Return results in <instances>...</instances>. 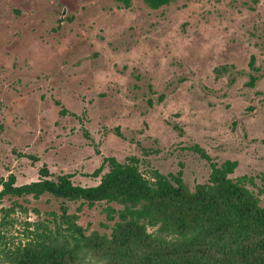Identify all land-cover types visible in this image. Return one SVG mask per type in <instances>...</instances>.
<instances>
[{
	"label": "rangeland",
	"instance_id": "1",
	"mask_svg": "<svg viewBox=\"0 0 264 264\" xmlns=\"http://www.w3.org/2000/svg\"><path fill=\"white\" fill-rule=\"evenodd\" d=\"M64 4H68L66 13ZM65 13V14H63ZM65 19L61 22V18ZM0 180L21 186L74 175L99 184L105 158L135 157L150 177L184 171L192 190L215 162L237 160L264 205V0H0ZM105 165L98 177L94 173ZM1 189V187H0ZM78 213L45 194L5 197L25 222ZM82 205L79 224L110 235L108 207ZM1 214V213H0Z\"/></svg>",
	"mask_w": 264,
	"mask_h": 264
},
{
	"label": "trees",
	"instance_id": "2",
	"mask_svg": "<svg viewBox=\"0 0 264 264\" xmlns=\"http://www.w3.org/2000/svg\"><path fill=\"white\" fill-rule=\"evenodd\" d=\"M127 7L130 0H120ZM159 9L177 0H144ZM1 150V145H0ZM210 162L208 182L192 190L184 171L163 174L154 169L150 177L133 157L120 162L105 158L94 176L99 184L80 186L74 175L54 176L47 166L40 178L16 185L10 175L0 180V264H264V205L249 189L246 177L232 175L237 160L215 162L199 146L193 148ZM50 194L64 201L81 202L70 213L65 202L51 220L25 222L23 237L16 239L15 204L4 208L7 196L39 199ZM117 203L109 206V220H118L110 235L90 234L79 224L83 204Z\"/></svg>",
	"mask_w": 264,
	"mask_h": 264
},
{
	"label": "flooded vegetation",
	"instance_id": "3",
	"mask_svg": "<svg viewBox=\"0 0 264 264\" xmlns=\"http://www.w3.org/2000/svg\"><path fill=\"white\" fill-rule=\"evenodd\" d=\"M67 8H68V4H64V12L66 13V10H67ZM64 18H63V16H62V18H61V22H64Z\"/></svg>",
	"mask_w": 264,
	"mask_h": 264
},
{
	"label": "water",
	"instance_id": "4",
	"mask_svg": "<svg viewBox=\"0 0 264 264\" xmlns=\"http://www.w3.org/2000/svg\"><path fill=\"white\" fill-rule=\"evenodd\" d=\"M63 14H65V13H63Z\"/></svg>",
	"mask_w": 264,
	"mask_h": 264
}]
</instances>
